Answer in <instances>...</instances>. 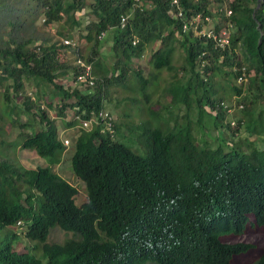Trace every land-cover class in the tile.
Wrapping results in <instances>:
<instances>
[{"label": "trees", "instance_id": "16d2710c", "mask_svg": "<svg viewBox=\"0 0 264 264\" xmlns=\"http://www.w3.org/2000/svg\"><path fill=\"white\" fill-rule=\"evenodd\" d=\"M32 1L45 24L64 21L79 26V37L89 47L84 52V45L74 41L75 58L70 62L59 58L70 46L63 41L72 39L68 31H61L64 37L59 41L0 38L4 103L33 115L26 122L16 118L18 143L50 163L28 167L0 157V264H231L236 254L252 247L224 236L252 226L264 230V146L253 138L245 142L226 138L222 126L231 125L223 124L222 118L230 105L216 94L212 76L223 73L236 79L244 66L249 89L240 100L243 116L236 127L264 142V0L260 6L258 0H230L229 16L214 10L211 3L218 7L219 0H180L185 18L202 12L216 17L219 24L232 20L230 45L225 47L214 46L191 28L181 30L169 12L170 0ZM78 10L87 16L81 27L75 17ZM121 13H129L123 27ZM105 31L113 34L110 69L100 68L99 35ZM156 40L160 43L150 55L156 69L172 68L174 44L182 47L190 75L181 100L187 113L197 108L200 126L219 128L217 142L197 140L190 120L177 128L141 122L137 127L141 149L120 139L125 124L115 118L113 133L101 132L99 123L90 130L80 129L73 137L69 161L75 177L85 183L87 199L77 204V186L63 177L62 167L52 168L67 146L47 111L54 109L57 116L71 108L73 116L66 122L71 126L75 118L81 121L91 116V110L105 108L108 86L124 81L132 57ZM77 58L92 64V85L81 88L76 80L83 68ZM136 73L144 85L147 79L140 69ZM63 77L73 82L60 80ZM28 82L38 88L37 97L25 94ZM258 99L262 103L253 107ZM11 225L16 229L21 225L40 253L14 248L18 231L3 230ZM56 225L72 231L71 236L48 241L50 228ZM251 264H264V246Z\"/></svg>", "mask_w": 264, "mask_h": 264}, {"label": "rangeland", "instance_id": "374dc122", "mask_svg": "<svg viewBox=\"0 0 264 264\" xmlns=\"http://www.w3.org/2000/svg\"><path fill=\"white\" fill-rule=\"evenodd\" d=\"M4 5L0 4V38H16L18 40L32 38L34 41H59L64 35L62 32L68 31L72 38L78 45H84V40L79 37L80 29L76 24L71 22H53L50 24L44 23V17L41 13L35 12V2L32 0H4ZM254 4V2L252 3ZM211 5L215 7L217 4L212 2ZM257 5H261L258 0ZM86 10V9H85ZM75 17L81 21L80 27L87 20V16L83 11H76ZM11 20L15 26H11L8 22ZM106 33V31H105ZM65 38V37H64ZM2 40V39H0ZM113 41V37L106 33L105 37L101 38L100 46V68L110 69L113 61L111 55V49L109 48ZM159 40H156L153 44H147L144 51L139 56H133L130 61V70L124 81H115L106 90V97L104 99V107L111 111L118 123H124L125 126H121L124 136L120 139L126 144L133 146L134 148L142 147V136H138L137 129L138 124H155L160 123L164 127H174L184 125L187 120L191 121L192 130L197 140L209 139L212 143L217 142L215 136H217L218 129L215 126L205 125L204 127L199 125L197 108L194 107L189 113L186 112L185 104L181 98L183 95V86L186 84L187 78L190 75L189 66L185 61L184 51L178 44H174V49L171 52L170 62L173 67H163L156 69L151 61V52L155 47L159 45ZM84 52L88 51V45L85 44ZM238 48V47H237ZM239 49V48H238ZM76 52V51H75ZM75 52L69 48H63L59 53V58L62 60H69L73 62L75 58ZM186 66L187 68H181L180 66ZM138 69L141 70V75L147 79V82L143 85L137 76ZM250 72L249 75H252ZM97 75V74H95ZM110 72L107 70V76ZM214 90L217 95L222 97V100L229 104V110L226 108L222 123L227 121L230 123V127L222 126V130H225L226 138L232 142L241 138L243 142L246 139H255L256 143L260 146H264V142L260 140L256 134H248L243 127H236L237 119L243 116L241 105V99L243 94L249 89V77L239 83L234 76L229 74L217 73L213 76ZM64 82L72 83L71 79L61 78ZM237 88L240 91L237 92ZM38 88L32 83L25 84V94H32L37 97ZM2 87L0 88V157L8 158L12 161L20 163L24 166L34 167L38 164H50L45 156L36 154L34 149L20 147L19 131L20 128L16 123V118L21 122H26L28 118L31 119L33 115L25 114L20 111L18 106H6L1 94ZM252 100L254 96L252 95ZM21 99L16 101L17 104ZM42 101V100H41ZM258 103H262V99H258L252 105L256 107ZM42 106H45V102H41ZM248 106V105H247ZM259 107H257L258 109ZM256 109V110H257ZM48 114L51 118L55 119L57 124L58 135L62 137H69L71 139L70 144L67 145L60 162L53 163L52 168L56 171L60 170L65 179L75 184L78 188L76 194V203L80 204L87 199L86 186L83 180L77 179L73 173L70 157L73 152L74 142L73 137L80 130L79 124L81 122L75 118L74 125L68 126L67 120L72 118L73 110L66 108L64 115H54V109H49ZM228 113V114H227ZM257 115L258 113L255 112ZM38 119H36L37 121ZM142 122V123H141ZM39 126V123H36ZM127 125V126H126ZM131 126V127H128ZM27 131L30 130L29 126H26ZM233 134V135H231ZM264 136V134L262 135ZM133 144H131L130 142ZM18 143V144H17ZM64 167V168H63ZM65 173V174H64ZM16 229L15 226H7L3 230ZM18 236L13 239V247L18 250H32L39 254L38 249L33 248L35 244L34 240L27 238L24 235V229L21 226L17 227ZM72 231H66L60 227L53 226L50 228L48 234V241L61 242L66 237L71 236ZM224 239L230 242L244 241L252 243L253 246L247 251L236 254L231 260V264H251L259 255L260 249L264 246V230L257 226H252L246 229L244 233L233 235L228 234L224 236ZM154 264V263H146Z\"/></svg>", "mask_w": 264, "mask_h": 264}, {"label": "built area", "instance_id": "2783aa9c", "mask_svg": "<svg viewBox=\"0 0 264 264\" xmlns=\"http://www.w3.org/2000/svg\"><path fill=\"white\" fill-rule=\"evenodd\" d=\"M140 0H135L134 4H139ZM220 4L218 7H214V10H222L224 16H229L232 12L229 6L230 0H219ZM169 12L173 18L179 21L181 30L186 31L192 29L197 35L205 36L212 40L214 46L225 47L230 45V35L233 30V22L227 18L223 23L219 24L216 17H212L209 14H202L197 12L190 17H184V9L180 4V0H170ZM129 13H121L119 17V26L123 27L126 25ZM102 33L99 35L101 36ZM138 38L134 35L132 42L135 43ZM63 41L70 44L69 49L74 46V41L69 38H63ZM77 62L83 67L82 71L76 76V80L81 82V88L92 85L94 83V74L92 73V64L85 62L81 58H77ZM248 74L245 71L244 66H241V71L237 75L236 80L243 82L247 78ZM32 97L34 94L32 93ZM229 110V109H228ZM114 116L106 108H100L98 111L91 110V116L88 118H81L80 129L90 130L98 123L100 124L101 132H114L113 125ZM76 135V134H75ZM61 137L62 142L67 146L70 144L71 139L69 137ZM71 165V164H70ZM64 168V167H63ZM73 170V169H72ZM74 173V172H73ZM65 174V173H64Z\"/></svg>", "mask_w": 264, "mask_h": 264}, {"label": "crops", "instance_id": "0c3cea01", "mask_svg": "<svg viewBox=\"0 0 264 264\" xmlns=\"http://www.w3.org/2000/svg\"><path fill=\"white\" fill-rule=\"evenodd\" d=\"M106 33H107V32H106ZM106 33L104 32V33L102 34L101 38H102V37H105V36H106ZM109 35H110V37H111V36L113 35L112 32H109Z\"/></svg>", "mask_w": 264, "mask_h": 264}, {"label": "clouds", "instance_id": "9594fccd", "mask_svg": "<svg viewBox=\"0 0 264 264\" xmlns=\"http://www.w3.org/2000/svg\"><path fill=\"white\" fill-rule=\"evenodd\" d=\"M21 226V225H20ZM22 228V227H21Z\"/></svg>", "mask_w": 264, "mask_h": 264}]
</instances>
